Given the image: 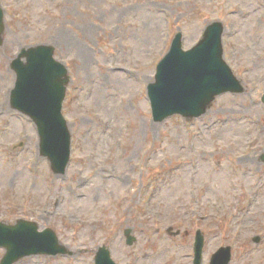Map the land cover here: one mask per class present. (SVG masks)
Segmentation results:
<instances>
[{"label": "rangeland", "instance_id": "374dc122", "mask_svg": "<svg viewBox=\"0 0 264 264\" xmlns=\"http://www.w3.org/2000/svg\"><path fill=\"white\" fill-rule=\"evenodd\" d=\"M1 6L0 221L51 228L69 252L14 264H95L99 246L116 264H192L197 229L202 264L221 246H230L229 264H264V0ZM213 21L224 26V58L243 91L217 95L200 117L155 121L147 87L158 62L176 34L189 49ZM38 44L54 46L71 77L62 110L72 136L64 173L50 169L34 123L10 105L12 63Z\"/></svg>", "mask_w": 264, "mask_h": 264}, {"label": "water", "instance_id": "95a60500", "mask_svg": "<svg viewBox=\"0 0 264 264\" xmlns=\"http://www.w3.org/2000/svg\"><path fill=\"white\" fill-rule=\"evenodd\" d=\"M3 30V10L0 6V43ZM222 30L221 23H211L202 38L188 50L182 49L181 33L176 34L169 52L156 67L155 81L148 85L155 121H162L174 113L187 119L197 117L207 110L216 95L243 90L222 57ZM53 50L50 45L40 44L20 51L12 63L16 81L11 101L15 109L33 115L42 154L48 156L55 172H64L70 154V133L60 109L69 78L64 65L53 58ZM132 241L133 238L128 237L127 242ZM0 246L6 249L0 264H12L29 254L68 252L58 243L52 230L38 232L35 224L26 221L16 226L0 223ZM201 246L202 239L199 238L194 264H200ZM227 259L223 264L227 263ZM95 264L115 263L108 249L101 247Z\"/></svg>", "mask_w": 264, "mask_h": 264}, {"label": "bare ground", "instance_id": "6f19581e", "mask_svg": "<svg viewBox=\"0 0 264 264\" xmlns=\"http://www.w3.org/2000/svg\"><path fill=\"white\" fill-rule=\"evenodd\" d=\"M194 44H195V43H194ZM65 85H67V84H65ZM18 112H19V113H23V114H25L26 116L30 117V118L33 120V118H32L33 115L27 114V113L22 112V111H20V110H18ZM65 127L67 128V127H69V125L67 124V125H65ZM238 130H239V127L237 126V127H235L234 132H237Z\"/></svg>", "mask_w": 264, "mask_h": 264}]
</instances>
